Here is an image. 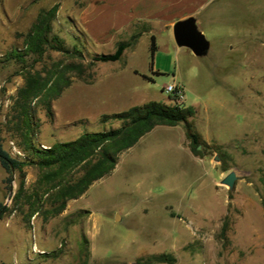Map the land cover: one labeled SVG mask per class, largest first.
<instances>
[{
  "label": "rangeland",
  "instance_id": "374dc122",
  "mask_svg": "<svg viewBox=\"0 0 264 264\" xmlns=\"http://www.w3.org/2000/svg\"><path fill=\"white\" fill-rule=\"evenodd\" d=\"M85 2L0 0L1 146L25 163L10 174L0 166V263L264 264V0H222L203 11L197 30L209 48L201 57L155 31L150 58L149 35L136 37L118 60L93 66L92 83L73 80L64 88L49 118L44 89L65 61L52 51L40 60L23 54L21 38L40 9L57 4L51 31L81 52L75 64L112 53L143 27L117 31L123 16L113 11L122 12V4L106 0L95 5L98 22L84 30L75 14ZM27 76L49 83L23 105L17 93ZM170 83L181 87L180 105L192 110L194 130L218 150L204 149L198 158L181 125L156 126L74 199L62 186L72 185L82 163L42 167L26 150L27 140L47 149L116 129L120 121L102 116L133 106L171 105L162 90ZM230 171L236 178L227 189L219 182ZM160 254L172 260L150 258Z\"/></svg>",
  "mask_w": 264,
  "mask_h": 264
},
{
  "label": "trees",
  "instance_id": "16d2710c",
  "mask_svg": "<svg viewBox=\"0 0 264 264\" xmlns=\"http://www.w3.org/2000/svg\"><path fill=\"white\" fill-rule=\"evenodd\" d=\"M56 10L57 4H54L48 9H40L37 12L27 31L21 35L23 54L34 56L40 60L45 52L52 51L61 55L65 64L50 83L48 79L43 80L38 76H27L24 86L17 93L24 105L27 99L39 96V92L49 83L48 87L44 89L48 95V97L45 95L44 108L49 118L52 117L51 101L56 99L64 88L69 86L73 80L81 81L84 84L92 83L91 69L93 66L98 62L118 60L122 52L131 46L132 41L138 36L136 34L128 41L117 42L110 54L94 55L84 64L81 62L75 64L72 62L75 58L83 61L81 52L74 47H67L64 41L51 31ZM148 51L150 58H152L155 52L153 36L149 37ZM12 56L16 59L22 57L16 51H13ZM49 92L50 94H48ZM170 98L173 100L172 96ZM191 115L192 110L189 107L150 101L111 116H102L101 120L114 119L120 121L121 124L116 129L99 133H83L75 140L55 143L47 149H35L27 140L25 147L37 157V164L42 167L56 166L62 169L73 163H82L79 169L80 174L72 185L62 186L63 195L68 199H74L81 196L94 181L107 175L116 164L118 155L132 147L139 138L155 126L174 127L181 125L189 152L198 158L205 155L204 149L218 150V146L209 147L194 130L189 121ZM218 158L221 161L220 157ZM23 165H25L24 162L10 157L2 148L0 138L1 168L10 174L12 171L20 170ZM221 171H225V169L222 168ZM261 207L264 211V200L261 201ZM150 258L156 262L172 260L169 256L162 254Z\"/></svg>",
  "mask_w": 264,
  "mask_h": 264
},
{
  "label": "crops",
  "instance_id": "0c3cea01",
  "mask_svg": "<svg viewBox=\"0 0 264 264\" xmlns=\"http://www.w3.org/2000/svg\"><path fill=\"white\" fill-rule=\"evenodd\" d=\"M103 1L106 0H86L85 4L81 6V8H78L75 14V22L77 26L81 27L84 30H87L86 29L87 25L97 23L99 13L96 10L95 5L96 4L100 5L103 3ZM107 1L109 3L112 0H107ZM115 1H117L118 4H122V9H121L122 12H114L112 10L114 16L115 14L123 16V20L120 23L119 27L117 28V31L121 32L131 29L135 25H141L143 27L141 33L137 36V38H139L140 35L144 33L148 34L149 37L153 36L155 50L157 46H156L155 37L152 34L153 32L155 31L166 32L167 36H169L168 37L169 40H171L174 43L172 38V25L176 21L183 20L188 17H193L195 26L197 28V25L199 24V19H197V17H199L202 14V12L207 9L212 10L217 8V6H219V4L222 2V0H115ZM225 1L229 3V1H234V0H225ZM175 47L177 49H186L184 47H178L176 45ZM177 49L175 53L177 52ZM124 51L122 52V54L124 53ZM189 53L191 54L190 51ZM185 143L187 145L186 140Z\"/></svg>",
  "mask_w": 264,
  "mask_h": 264
},
{
  "label": "water",
  "instance_id": "95a60500",
  "mask_svg": "<svg viewBox=\"0 0 264 264\" xmlns=\"http://www.w3.org/2000/svg\"><path fill=\"white\" fill-rule=\"evenodd\" d=\"M172 38L176 46L188 49L195 57H201L207 53L208 41L197 30L193 17L176 21L172 25ZM214 160L217 161V158L214 157ZM235 178V174L230 171L219 183L231 189Z\"/></svg>",
  "mask_w": 264,
  "mask_h": 264
},
{
  "label": "built area",
  "instance_id": "2783aa9c",
  "mask_svg": "<svg viewBox=\"0 0 264 264\" xmlns=\"http://www.w3.org/2000/svg\"><path fill=\"white\" fill-rule=\"evenodd\" d=\"M162 90L173 97V103L180 105L182 102V98H183V91L181 89V87L179 85L170 83L165 85Z\"/></svg>",
  "mask_w": 264,
  "mask_h": 264
}]
</instances>
